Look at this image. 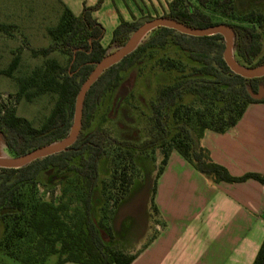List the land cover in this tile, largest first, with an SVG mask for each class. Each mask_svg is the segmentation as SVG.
<instances>
[{"label": "trees", "instance_id": "16d2710c", "mask_svg": "<svg viewBox=\"0 0 264 264\" xmlns=\"http://www.w3.org/2000/svg\"><path fill=\"white\" fill-rule=\"evenodd\" d=\"M56 1L61 12L56 24L46 28L50 43L29 48L32 57L43 58L42 64L13 76L20 63L16 53L0 70L17 84L14 103L43 95L53 98L38 126L18 115L8 97L0 102V136L13 156L69 135L81 84L98 62L123 46L141 25L136 19H121L103 46L104 28L92 15L103 0L84 4L77 15ZM162 16L190 28L224 24L232 31L235 62L245 68L264 64V13L260 10L240 11L234 0H169ZM10 27L1 23L0 31L7 33ZM224 47L220 33L193 36L160 25L103 70L84 95L73 143L17 168L0 166V253L20 264H44L51 254L57 255L55 264H129L137 252L118 247L112 222L139 178L137 156L156 149L161 158L153 186L172 150L213 183L254 179L264 186V175L234 176L200 144L205 130L222 133L236 124L248 104L264 102V96L255 99L250 94L264 87V75L248 78L230 70L223 58ZM54 53L64 60L51 56ZM157 72L162 82L151 77ZM142 83L147 84L146 107L138 98ZM107 99L108 109L99 115ZM191 103L200 107L195 109ZM124 106L134 110L137 125L143 123L139 142L118 138L106 127ZM153 194L154 187L152 199ZM73 203L76 206L70 210ZM152 211L158 214L154 203ZM251 264H264V237Z\"/></svg>", "mask_w": 264, "mask_h": 264}, {"label": "crops", "instance_id": "0c3cea01", "mask_svg": "<svg viewBox=\"0 0 264 264\" xmlns=\"http://www.w3.org/2000/svg\"><path fill=\"white\" fill-rule=\"evenodd\" d=\"M60 1L75 15L84 4L96 2ZM168 1L103 0L92 13L104 28L102 45L108 44L121 19L151 15L162 3L167 9ZM200 144L234 176L247 172L264 175V102L248 104L236 124L222 133L205 130ZM177 188L179 203L171 204ZM152 200L158 211L155 235L146 246L129 250L137 252L129 264L252 263L264 237L263 184L254 179L213 183L172 150L156 179Z\"/></svg>", "mask_w": 264, "mask_h": 264}, {"label": "rangeland", "instance_id": "374dc122", "mask_svg": "<svg viewBox=\"0 0 264 264\" xmlns=\"http://www.w3.org/2000/svg\"><path fill=\"white\" fill-rule=\"evenodd\" d=\"M234 2L240 11L255 9L264 13V0H234ZM162 5V10L157 6V12H152L151 15L147 13L138 16L136 20H139L142 24L149 19L162 16L163 10H166L164 5ZM60 12L61 7L56 0H0V24L11 25L7 33L0 31V70L7 67L9 61L16 53L20 56V63L13 76L25 75L35 66L41 65L43 58L32 57L29 48H39L50 43L46 28L56 24ZM228 21L235 22L232 19H228ZM262 43L264 46V31ZM51 56L56 57L60 62L64 60V57L59 53H54ZM130 74L132 75V73ZM142 74L147 73L142 72ZM155 74L151 77H156L158 81L162 82V76H158L160 73L157 72ZM139 79L141 80L140 75ZM146 86L147 84L142 83L140 89L142 93H139L138 97L141 101H143L144 94L147 91ZM136 88L139 89L138 86ZM16 89L17 84L12 77L0 74V102L8 97L15 105L18 115L30 120L34 126H38L49 112L53 104V98L43 95L30 102L19 101L14 103ZM109 100L102 102L99 115L107 111ZM143 104L146 107L145 101H143ZM192 104L195 109L200 107L197 103ZM142 125L143 123L137 125L134 110L128 106L122 107L117 117L106 123L108 130L116 137L135 142L142 140L141 133H144L141 132ZM0 157L4 159L15 157L8 152L1 136ZM160 158L159 149L148 155L140 154L137 156V164L141 170L138 171V174L140 173L139 178L134 182L130 193L114 216L112 224L116 233L115 240L118 247L125 251L129 252V250H132L133 252L134 249L136 251L137 246H143L155 233L153 223L156 221L157 215L152 211V203H154V200H152V189L154 187L155 174L160 165ZM55 194L57 195L58 192L56 191ZM169 201L171 204L179 203V188L171 194ZM75 206V203H73L70 206V210ZM107 213V215H110V211ZM135 243H137L136 246ZM56 259L57 255L51 254L44 264H54ZM0 261L5 264H20L2 253H0Z\"/></svg>", "mask_w": 264, "mask_h": 264}, {"label": "water", "instance_id": "95a60500", "mask_svg": "<svg viewBox=\"0 0 264 264\" xmlns=\"http://www.w3.org/2000/svg\"><path fill=\"white\" fill-rule=\"evenodd\" d=\"M160 25L166 26V27L175 29L181 33L193 35V36L212 35L215 33H220L224 37V40H225L223 58L225 60L226 65L229 67L230 70H232L233 72L241 76L248 77V78L264 75V64L261 66L255 67V68H245V67L238 65L234 59H233V62L229 60L228 51L232 49L233 35H232V31L224 24H216V25H211V26L204 27V28H190L166 16H158V17L149 19L145 21L144 23H142L141 25H139L134 30V32L131 34V36L124 43L123 46H121L116 51L109 54L107 57H105L100 62H98L96 66L92 69V71L89 73V75L85 78L75 98L73 125H72L69 135L65 139L55 144L37 148L29 152H26L22 155L15 156L12 159H7L5 161L0 160V166L17 168L34 159L62 151L67 146H69L71 143H73L80 129L82 102H83L84 95L86 91L88 90L89 86L96 80L98 75L103 70H105L112 64L118 62L123 56H125L132 49H134V47L139 43V41L145 36V34L150 29L156 26H160ZM221 29L224 30L225 34H222L220 32ZM241 68H244L246 70H253V69L260 68V70L258 72H248V71L242 70ZM250 94L253 98L260 99L264 96V87L260 86L255 93H250Z\"/></svg>", "mask_w": 264, "mask_h": 264}, {"label": "bare ground", "instance_id": "6f19581e", "mask_svg": "<svg viewBox=\"0 0 264 264\" xmlns=\"http://www.w3.org/2000/svg\"><path fill=\"white\" fill-rule=\"evenodd\" d=\"M220 32H221L222 34H225L224 30H222V29H221ZM228 58H229V60H230L231 62H233V51H232V49H230V50L228 51ZM241 69L244 70V71H248V72H258V71L260 70V68L253 69V70H246V69H244V68H241ZM0 160L5 161V160H7V159H4V158L0 157Z\"/></svg>", "mask_w": 264, "mask_h": 264}]
</instances>
